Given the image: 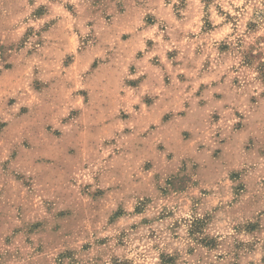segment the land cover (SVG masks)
Listing matches in <instances>:
<instances>
[{"label":"rangeland","instance_id":"374dc122","mask_svg":"<svg viewBox=\"0 0 264 264\" xmlns=\"http://www.w3.org/2000/svg\"><path fill=\"white\" fill-rule=\"evenodd\" d=\"M0 47V264H264V0H0Z\"/></svg>","mask_w":264,"mask_h":264},{"label":"crops","instance_id":"0c3cea01","mask_svg":"<svg viewBox=\"0 0 264 264\" xmlns=\"http://www.w3.org/2000/svg\"><path fill=\"white\" fill-rule=\"evenodd\" d=\"M1 50V47H0ZM147 54V53H146ZM150 82L147 77H144V79H142V83L139 84L138 89L140 88H146L148 91H150L151 93H156L157 96L154 97L153 101L149 104V110H138L136 111V115L133 116V120H136L137 125L139 127H142L146 124V127L151 126L156 124L155 121H157L156 119H159L160 115L164 114V113H168L170 111V105L167 104V101L165 100V92L161 91V92H156L154 85H149ZM216 84H211V88H213ZM200 88L201 90V96L206 97V95L208 93H210V88L205 86V84L200 83ZM216 88V87H215ZM213 92L215 90H212ZM212 97L207 98V102H203L200 104V107H198V111H191V109H187L185 114L183 115H170L167 119H162L158 125L156 126V128L153 131V134L155 137L162 139L164 142H166V144L168 146H173L174 143H178V144H182V145H186V146H190L192 148H194V150L196 148H199L200 143H204L208 142L211 143L210 141V134L213 132V128L212 125L210 123H206L207 121V114H209V111H213L212 107H218L221 108V110L224 109L223 107V101L216 98L213 94L211 95ZM209 97V96H208ZM217 109V108H216ZM172 111V110H171ZM197 113L199 115L200 118V123L197 122V124H199V128H200V132L193 129V132L189 135H185L184 133H182V129H183V125L185 124V126L187 128H192L193 127V123L191 124L190 121L192 120L194 114ZM172 114V113H170ZM196 123V122H195ZM242 127V131H245L246 127ZM171 133L174 136V141L170 142L167 139V134ZM203 141V142H202ZM233 141V139H226L224 140L222 143H220V146L222 147V151H226L227 150V146ZM174 147V146H173ZM223 154V152H222ZM188 155V157H194V155L192 156ZM224 156H226V154H224ZM201 170L202 168L199 167ZM178 169L177 167H174L172 169L169 170V173L172 174L174 172H176ZM176 175V174H175ZM187 183L188 184L191 183V181H189V178H185L182 177L181 178V182L180 184V188L183 186L185 187ZM182 187V188H183ZM185 190V189H183ZM178 191H182V189H178ZM184 192V191H182Z\"/></svg>","mask_w":264,"mask_h":264}]
</instances>
